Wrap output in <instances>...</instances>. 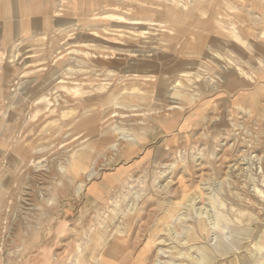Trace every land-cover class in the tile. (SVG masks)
<instances>
[{
  "label": "rangeland",
  "instance_id": "374dc122",
  "mask_svg": "<svg viewBox=\"0 0 264 264\" xmlns=\"http://www.w3.org/2000/svg\"><path fill=\"white\" fill-rule=\"evenodd\" d=\"M36 1L0 0V264H264V0ZM225 63L234 92L150 111Z\"/></svg>",
  "mask_w": 264,
  "mask_h": 264
},
{
  "label": "bare ground",
  "instance_id": "6f19581e",
  "mask_svg": "<svg viewBox=\"0 0 264 264\" xmlns=\"http://www.w3.org/2000/svg\"><path fill=\"white\" fill-rule=\"evenodd\" d=\"M36 1V0H35ZM222 1H224V0H222ZM37 2V1H36ZM20 3V2H19ZM179 3V2H178ZM35 4V3H34ZM223 4V3H222ZM22 5V4H21ZM20 5V6H21ZM42 5V4H41ZM9 7V6H8ZM7 8V7H6ZM9 9H10V7H9ZM8 9V10H9ZM171 9V15H173L174 17H178V16H185V14H187V12H184V11H182V10H177L176 8H174V7H171L170 8ZM233 9V8H232ZM234 9H236V8H234ZM19 10V9H18ZM238 10V9H237ZM25 11V10H24ZM41 11V10H40ZM39 11V12H40ZM235 11V10H234ZM36 12V11H35ZM34 12V13H35ZM38 12V11H37ZM226 12V11H225ZM232 12H233V10H232ZM7 13V12H6ZM10 13V12H9ZM45 13H47V12H45ZM227 13H229L228 11H227ZM8 14V13H7ZM48 14V13H47ZM34 15V14H33ZM51 15H52V13H51ZM156 15V14H155ZM47 16V15H46ZM8 18V17H7ZM50 18V17H49ZM47 19V18H46ZM5 20V19H4ZM39 20V19H38ZM25 21V20H24ZM11 22V21H10ZM217 22H219V21H217ZM14 24V23H13ZM22 24V23H21ZM216 24V23H215ZM225 24V23H224ZM17 25V24H16ZM1 26V25H0ZM229 26V25H228ZM232 26V25H231ZM230 26V27H231ZM17 27V26H16ZM15 27V28H16ZM14 29V28H13ZM47 29V28H46ZM49 29V28H48ZM53 30H54V28H53ZM27 31V30H26ZM57 31V30H56ZM229 32L227 33V40H223V43H225V44H227V46L225 45V44H222V43H220L219 45L223 48V50L224 51H226V50H228V52H235L236 50L234 49V48H236V49H242L241 51H243V52H250V41L249 40H246V39H243L242 37H241V35L237 32V30L236 29H229L228 30ZM38 32V31H37ZM37 32H36V34H37ZM41 32V31H40ZM13 33V32H12ZM16 33V32H15ZM41 33H44V32H41ZM35 34V33H34ZM39 35V34H38ZM44 35V34H43ZM54 35V34H53ZM35 36V35H34ZM37 36V35H36ZM45 36V35H44ZM41 37H42V35H41ZM31 38V37H30ZM37 38H38V36H37ZM37 38H36V40H37ZM39 38H40V36H39ZM45 38V37H44ZM52 38V37H51ZM31 40V39H30ZM33 40V39H32ZM35 40V39H34ZM38 41V40H37ZM48 41H49V39H48ZM50 43V42H49ZM44 44V43H43ZM173 47V46H172ZM51 48V47H50ZM171 48V47H170ZM210 49V48H209ZM182 51V46H180V47H177V48H175V52H176V54H178L180 51ZM213 50V49H212ZM57 52V51H56ZM139 52H142V51H139ZM150 52H152V51H150ZM158 52V51H157ZM64 53V52H63ZM155 54H156V52H155ZM146 55V54H145ZM59 56V55H58ZM159 57H165V58H167V59H170V57H172V56H169V57H167V56H160V55H158ZM157 56V57H158ZM235 56V55H234ZM154 57H156L155 55L153 56V58ZM181 58V57H180ZM239 58V57H238ZM147 59V58H146ZM186 59V58H185ZM139 60V59H138ZM157 60V59H156ZM70 62V61H69ZM151 62H152V64L154 63V60H152V59H150V61L148 62V64H151ZM227 62V61H226ZM234 63V62H233ZM245 63V62H244ZM71 64V63H70ZM226 64V66H224V67H222L221 66V72L220 71H216L217 69H215L214 71H215V76H216V73L219 75V80L217 81V82H215V83H213V81L211 80V81H208V83L206 84V85H202V83L201 84H197V82L195 83V84H197V88L196 89H193V86H189V85H184L185 86V88L184 89H181L180 90V88H178V87H176V86H174L175 85V82L177 81V80H175L174 82H172L169 86H167V87H165V85H166V82H163V81H161L160 83H159V85H158V91H157V94L155 95V101H157V103H159V104H153V105H151V109H150V111L151 112H155V118L156 117H162V116H165V115H168L170 112H168L169 110H167V109H169V107H171L172 105H173V103L171 102V101H175V102H178V103H176V104H178L179 105V108L181 107V108H184V106H185V104H187L188 102H190V101H192V102H194L195 100H197L198 98H200L201 96H203V97H206V96H214L216 93V91L217 90H220V89H225L226 91H228V92H234V87L236 86V81H238V82H240L239 81V79L238 78H236V77H239V76H243L244 75V73L243 72H239L237 69H236V66H233L231 63H225ZM246 64V63H245ZM65 66V65H64ZM67 66V65H66ZM9 69V68H8ZM10 69H12V68H10ZM9 69V70H10ZM55 69V68H54ZM16 70V69H15ZM64 70V69H63ZM8 71V70H7ZM10 71H12V70H10ZM17 71V70H16ZM63 72V71H62ZM159 73H160V71H158ZM17 73V72H16ZM10 75H11V73H10ZM9 75V76H10ZM143 76V75H142ZM145 76V75H144ZM12 77V76H11ZM141 77V76H140ZM143 78V77H142ZM178 80H179V78H178ZM246 81H244L243 80V82H245V83H248V84H250L249 83V79H245ZM248 81V82H247ZM32 85V84H31ZM136 89V88H135ZM179 89V90H178ZM193 89V90H192ZM133 90V89H132ZM124 91H126L125 89H124ZM129 91V90H128ZM131 91V90H130ZM138 91V90H137ZM141 92V91H140ZM121 93H122V91H121ZM143 93V92H142ZM187 93V94H186ZM201 94V95H200ZM188 95H190L191 97H190V100H188V98H187V96ZM120 96V95H119ZM123 98H124V96H122ZM117 98V97H116ZM115 98V99H116ZM8 99V98H7ZM114 99V100H115ZM144 100H147L148 99V97H145V98H143ZM140 100V99H139ZM143 100V101H144ZM120 101H122L121 99H120ZM155 101H153V102H155ZM207 101V100H206ZM97 102V101H96ZM109 102V101H108ZM201 102V101H200ZM208 102V101H207ZM112 103V102H111ZM87 104V103H86ZM95 104V106H96V103H94ZM113 104V103H112ZM203 104V103H202ZM90 105V104H89ZM92 105V104H91ZM98 105V104H97ZM111 105V104H110ZM116 105H118V104H116ZM214 106V105H213ZM90 107V106H89ZM120 107H122V106H120ZM124 107V106H123ZM127 107H129V106H127ZM132 107V106H131ZM148 107V106H147ZM76 108V107H75ZM87 108H88V105H87ZM86 108V109H87ZM92 108V107H91ZM100 108H101V106H100ZM135 107H133V109H134ZM137 109H140V108H137ZM72 111V110H71ZM75 111V110H74ZM118 110H116V112H117ZM175 111V113L177 112H179V110H174ZM189 111V110H188ZM187 111V112H188ZM73 112V111H72ZM85 112V111H84ZM115 112V111H114ZM118 112H120L121 113V111L119 110ZM140 112V111H139ZM146 112V111H145ZM201 112V111H200ZM209 112V111H208ZM65 113H67V112H65ZM92 113V112H91ZM136 113V112H135ZM148 113V112H147ZM174 113V114H175ZM152 114V113H151ZM71 116V115H70ZM64 117V116H63ZM65 117H69V116H65ZM81 117V116H80ZM75 119V118H74ZM73 121V120H72ZM141 121V120H140ZM180 121V120H179ZM69 122H71V121H69ZM133 122V121H132ZM68 123V122H67ZM134 123V122H133ZM154 123V122H153ZM210 123V122H209ZM152 124V123H151ZM154 125H155V123H154ZM154 125H153V127H154ZM66 126V125H65ZM67 126H68V124H67ZM69 126H70V124H69ZM171 126V125H170ZM134 127V126H133ZM132 127V129L134 130V132L135 133H137V132H139V134H141L140 132L141 131H138V130H142L143 128H141V126L139 127L138 126V128H133ZM157 127V126H156ZM114 129V128H113ZM115 130H116V128H115ZM66 134V133H65ZM94 136V135H93ZM63 138V137H62ZM86 138V137H85ZM139 138V136L138 135H135V140H131V139H129L128 138V136L125 134V131L123 132V131H121L120 133H118V135L115 137V138H113V141L110 143L111 144V149H107V152H108V154H107V156H108V158L107 159H109V161H112V160H114L115 158H118V157H122V156H127V157H129V156H131L132 154H134V148H135V145L138 143V141L139 140H137ZM98 139V138H97ZM108 139V138H107ZM106 140V139H105ZM109 140V139H108ZM137 140V141H136ZM86 148H88V147H86ZM112 148L113 149H116V154H114L113 153V151H112ZM26 149H27V147H26ZM89 149V148H88ZM8 150V149H7ZM19 150V149H18ZM31 150H33V149H31ZM14 151V150H13ZM37 151V150H36ZM33 152V151H32ZM3 152H1V154H2ZM88 151H83V152H80V153H78V157H77V163H76V166H77V171H75V172H73V174H76L79 170V168L81 167H83L84 165H87V163L90 161V159H91V157L88 155ZM106 153V152H105ZM38 154H40V153H38ZM29 155V154H28ZM20 157H22V155L20 156ZM24 157V156H23ZM23 157H22V160H23ZM26 157V156H25ZM34 158V157H33ZM64 158V157H63ZM102 158V157H101ZM36 160H38V159H36ZM59 160H60V158H59ZM97 160V159H96ZM27 161V160H26ZM25 161V162H26ZM22 162V161H21ZM28 162V161H27ZM100 162V161H99ZM102 162V161H101ZM28 164V163H27ZM69 164V163H68ZM102 164V163H101ZM93 165V164H92ZM25 167H26V165H25ZM72 168L74 167L73 165L71 166ZM99 168V167H98ZM98 168H95L94 169V171L96 172V173H98ZM32 169V168H31ZM30 169V170H31ZM59 170V169H58ZM62 170H65V168L64 169H62ZM238 170V169H237ZM31 172H32V170H31ZM57 172V171H56ZM60 172V171H59ZM80 172V171H79ZM95 172H93V174L92 175H94L95 174ZM21 173V172H20ZM34 173V172H33ZM61 173H62V171H61ZM90 173V172H89ZM35 174V173H34ZM60 174V173H59ZM58 174V175H59ZM63 174V173H62ZM61 174V175H62ZM20 175V174H19ZM43 175V174H42ZM65 175V174H64ZM92 175H90V177L92 176ZM12 176V175H11ZM47 176V175H46ZM49 176V175H48ZM53 176V175H52ZM52 176H50V177H52ZM13 177V176H12ZM36 177H38V176H36ZM73 177V176H72ZM11 178V177H10ZM44 178V177H43ZM64 178V177H63ZM16 179H17V176H16ZM55 179H56V177H55ZM54 179V180H55ZM12 180V179H11ZM44 180V179H43ZM63 180V179H62ZM68 180V179H67ZM14 181H16L15 179H14ZM24 181H25V179H24ZM53 181V180H52ZM61 181V180H60ZM66 181V180H65ZM69 181V180H68ZM67 181V182H68ZM73 181V180H72ZM12 182H13V180H12ZM42 182V181H41ZM44 182V181H43ZM42 182V183H43ZM66 182V183H67ZM81 183H83V181H80ZM8 183H11V182H8ZM14 183V182H13ZM57 183V182H56ZM61 183V182H60ZM59 183V184H60ZM78 183V182H77ZM15 184V183H14ZM29 184H31V183H29ZM33 184V183H32ZM48 184V183H47ZM11 185V184H10ZM16 185V184H15ZM25 185V184H24ZM45 185V184H44ZM68 185V184H67ZM78 185V184H77ZM8 186V185H7ZM65 186V185H64ZM69 187H70V185H68ZM11 187V186H10ZM12 187H13V185H12ZM15 187V186H14ZM27 187V186H26ZM29 187V186H28ZM39 187V186H38ZM9 188V187H8ZM75 188H76V186H75ZM7 189V188H6ZM11 189V188H10ZM32 189V188H31ZM81 189H82V186L79 188V191H81ZM22 190V189H21ZM24 190V189H23ZM36 190H37V187H36ZM40 190V189H39ZM75 190H78V189H75ZM50 191V190H49ZM52 191V190H51ZM7 192V191H6ZM35 192V191H34ZM39 192V191H38ZM78 192V191H77ZM9 193V192H8ZM20 193V192H19ZM22 193V192H21ZM23 193H24V191H23ZM47 193V192H46ZM76 193V192H75ZM6 195H7V193H6ZM48 195V194H47ZM76 195V194H75ZM10 196V195H9ZM23 196V195H22ZM46 196V195H45ZM29 197V196H28ZM47 197V196H46ZM49 197V196H48ZM53 198V197H52ZM11 199V198H10ZM14 199V198H13ZM49 199H51V197L49 198ZM8 200V199H7ZM7 202V201H6ZM8 203V202H7ZM5 204V203H4ZM1 209V208H0ZM50 212V211H49ZM20 215V214H19ZM0 218H1V216H0ZM212 218V217H211ZM2 219V218H1ZM177 219V218H176ZM1 225V224H0ZM19 228V227H18ZM120 229V228H119ZM13 231H16V230H13ZM19 231V230H18ZM9 232V231H8ZM15 235V234H14ZM3 237V236H2ZM179 247V246H178ZM76 248H78V247H76ZM172 248V247H171ZM76 255V254H75ZM0 260H1V257H0ZM67 261H69V258H68V260ZM6 264V263H5ZM67 264V263H66Z\"/></svg>",
  "mask_w": 264,
  "mask_h": 264
}]
</instances>
